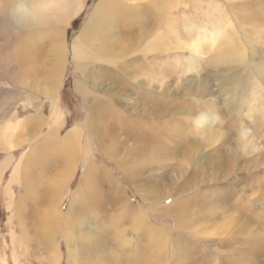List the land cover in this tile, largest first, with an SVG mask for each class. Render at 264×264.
Returning a JSON list of instances; mask_svg holds the SVG:
<instances>
[{
	"label": "rangeland",
	"instance_id": "obj_1",
	"mask_svg": "<svg viewBox=\"0 0 264 264\" xmlns=\"http://www.w3.org/2000/svg\"><path fill=\"white\" fill-rule=\"evenodd\" d=\"M99 2L85 0L70 21L51 19L27 31L12 28L0 10V132L14 110V122L41 115V123L17 129L19 146H0V259L54 264L45 216L60 264H264V83L255 66L264 63V0H103L105 31L115 43L93 39L98 57L79 67L72 45ZM217 17L228 20L221 24L233 28L236 44H245L244 63H221L208 41L200 53L189 47L198 31L220 25ZM60 32L61 83L48 96L42 90L60 59ZM160 34L168 48L145 54L144 44ZM120 47L126 54L112 52ZM221 66L227 72L215 74ZM85 80L98 108H88L76 89ZM249 80L252 87L242 90L238 82ZM151 89L157 100L150 101ZM54 107L62 114L59 130ZM179 107L185 112H170ZM96 109L102 119L95 130ZM205 110L220 119L195 131L192 120ZM75 125L81 132L67 145ZM56 129L63 142L41 145ZM41 148L29 173L12 181L11 196L14 165Z\"/></svg>",
	"mask_w": 264,
	"mask_h": 264
},
{
	"label": "bare ground",
	"instance_id": "obj_2",
	"mask_svg": "<svg viewBox=\"0 0 264 264\" xmlns=\"http://www.w3.org/2000/svg\"><path fill=\"white\" fill-rule=\"evenodd\" d=\"M35 1V0H34ZM85 1V0H84ZM83 0H36L35 1V4L37 5V11H38V14L41 16L42 18V23L44 24L45 22L51 20V19H56L60 20L62 23L64 22H67L71 16H73L74 14H77L78 11H80V8L83 6V3H84ZM103 0H100L99 4L96 5V7L94 8L90 18H89V21L88 23L84 26V28L82 29V31L79 33V35L75 38L74 42H73V45H72V51H73V57L74 59L77 61L79 67H82L84 66L80 60H84V59H87V58H91V57H98V54H97V51L94 50L93 48H91V41L93 39H97L99 36L100 38H103L102 40H105L106 43H108L109 45H113L115 43V40H112L111 39V36H110V39L108 38L109 35L106 33V29H105V26L107 25V21L105 20V17L103 16V9L105 8L103 6ZM85 4V3H84ZM109 4V3H108ZM219 6V5H218ZM216 5V7H218ZM220 7V6H219ZM1 12H4V8L1 7L0 8ZM217 10V9H216ZM220 10V9H218ZM0 12V13H1ZM133 14V13H132ZM224 16V15H223ZM222 18V16L220 17ZM219 18V19H220ZM7 19V18H6ZM218 19V17L216 18ZM218 19V20H219ZM229 19V18H228ZM1 20V19H0ZM58 20V21H59ZM222 20V19H221ZM219 20V23L220 25L218 26H213L212 29H209L207 31V33H204L203 34V29L202 27L203 26H200L199 28L202 29L200 31H198L199 33H197V36H195L194 40L191 42V45H189L190 48H192V50L194 52H198L200 53L205 47L204 44L206 41H208V44L210 42V46L211 47H216V49L219 50L220 54L219 56L217 57L221 63H225L224 61H226V63H231V62H234V61H239V62H242L244 63L245 62V59L247 57V49L246 47L241 43L239 42V44H236L235 42V37H234V32L232 31L233 28H229V30H225V27H222V24L221 22L223 23L224 22V25L227 23V21H221ZM70 21V20H69ZM132 21V20H131ZM230 23V21H229ZM50 24V22H49ZM67 24V23H66ZM132 24V23H131ZM129 24V25H131ZM231 24V23H230ZM143 25V24H142ZM230 26V25H229ZM205 27V26H204ZM167 34H170V30H168L167 28ZM189 32V31H188ZM197 32V31H196ZM166 34V35H167ZM189 34V33H188ZM168 37H166L164 34H160L159 36H156V37H153L152 39H150V41H148L147 43L144 44V53H150V52H153V51H156V49H165V48H168L169 46V42H168ZM34 41V39H32ZM60 46L59 48H57L58 52H55V55L58 56L60 59L58 60L57 64H55V73L51 76V79H50V82H51V86H48L47 88H43V94L45 95H48V96H51L53 94H56L57 92H55V89H56V86L57 84L61 83V76H60V73H59V67L61 65V59L63 58V56L65 55V45L63 44V33L60 32ZM29 42V41H28ZM32 42V41H31ZM30 42V43H31ZM188 44V43H187ZM124 46V45H123ZM112 47V46H111ZM121 48V51H118V50H115L114 51L112 50L113 53H118L117 55L119 56V54H126V50L125 48ZM92 49H93V53H92ZM214 49V48H212ZM19 50V49H18ZM166 50V49H165ZM161 51V50H160ZM60 52V53H59ZM203 52V51H202ZM217 52V51H216ZM114 54V55H115ZM36 55V54H35ZM33 55V56H35ZM101 56V55H100ZM121 56V55H120ZM32 57V56H31ZM34 60V58H32ZM38 59V58H37ZM32 60V61H33ZM229 60V62L227 61ZM135 61V60H134ZM190 62V61H189ZM255 66L256 69H257V74L259 79L261 80V82L264 83V63H258L256 64ZM86 67V65H85ZM226 67V66H225ZM231 67V65L229 66ZM255 68V67H254ZM216 73L217 72H227V68H222L221 67H217L216 68ZM59 73V74H58ZM235 74H232L231 75V79L233 81L236 80L239 81V77L238 76L237 78H234ZM253 78V76L251 77ZM242 79V78H241ZM252 80V83L254 82L253 79H250ZM250 80H249V83L246 85L243 84V82H238V84L240 85L241 88H243L242 90L245 89V87H249L251 86V83H250ZM242 81V80H241ZM259 82V81H258ZM88 83V84H87ZM234 83V82H233ZM76 89L78 92L82 93L85 100H88L89 98H87V95L89 94V90H88V86H89V82L88 81H83V82H80V81H77L76 83ZM60 85V84H59ZM237 85V84H235ZM260 86V84H258ZM233 89L234 86H232ZM232 87H230L232 89ZM252 87V86H251ZM257 89V86L255 87ZM237 89V88H236ZM235 92V90H234ZM233 92V93H234ZM232 93V92H230ZM158 93L155 91V90H150V101H153V100H157V95ZM238 96V95H235V97ZM230 99H233V97H230ZM93 100V99H92ZM39 102V101H38ZM92 102L93 101H87L88 103V108L92 107L93 109L94 108H98L97 106L93 107L92 105ZM41 102H39L40 104ZM94 103V102H93ZM97 103V102H96ZM229 103V102H228ZM230 103H232V109H235L234 107V104H235V99L233 101L230 100ZM100 104V103H99ZM86 105V104H85ZM95 105V104H94ZM111 106V105H110ZM112 107V106H111ZM111 107H106V111L108 110V113H110V111L113 109ZM231 107V106H230ZM111 108V109H110ZM192 108V107H191ZM237 108V107H236ZM173 109V107L171 108ZM169 109V111L171 110ZM184 107H179L178 109H175L176 112L174 111H170L172 113H177V111H183ZM167 109H165L164 111H166ZM231 110V109H230ZM15 111V110H14ZM12 112L10 114V116H7L9 118H7L5 120V124L3 126V130L0 132V146L1 148L3 147L4 149L3 150H12V149H15L17 146H19L21 144L18 143L19 141H17V139H15V135H17L16 133L17 132V129L20 128V126L24 125L25 128L27 127H32L36 121L40 122L41 123V115H37L39 117H29V119H26L27 121H23V123L21 121L19 122H14L12 120L11 117H13V114H15V112ZM142 111V110H141ZM54 115L56 116V123L58 124V130L59 128L62 126V122H61V119H62V114L61 112H58L56 111V107H54ZM115 114H116V111H114ZM114 112L110 113V114H114ZM185 112V111H183ZM192 112V111H191ZM120 114V113H119ZM192 114V113H190ZM127 115V114H126ZM195 116V115H194ZM197 116V115H196ZM43 118V117H42ZM94 119V122H93V126H94V129L97 128V125L99 124L97 121H99L101 118V110L98 111L96 109L95 111V114L93 115L91 121H93ZM55 120V119H54ZM135 120V119H134ZM103 121V120H102ZM90 122V121H89ZM113 122V121H112ZM98 123V124H97ZM102 123H100L101 125ZM56 126V125H55ZM114 126V125H113ZM91 127H92V124H91ZM100 127V126H99ZM2 128V127H1ZM23 128V127H22ZM21 128V129H22ZM24 128V129H25ZM20 129V131H21ZM132 129V127H131ZM56 132H52L50 133V135L48 137H43L40 142V144L42 145V143H44L45 145H49V144H53V145H56L60 142H63L61 139H59L58 137V133L59 131ZM96 130V129H95ZM133 130V129H132ZM141 130V129H140ZM23 131V130H22ZM21 131V132H22ZM99 131V130H98ZM80 126L79 125H75V127L72 128V130H69L66 135H65V139L67 140V145H70L71 143L77 141V137L79 136L80 134ZM99 133V132H98ZM26 135V134H25ZM183 135V134H182ZM27 138V137H26ZM19 139V138H18ZM29 140V139H28ZM177 140V139H176ZM25 141H23L24 143ZM18 143V144H17ZM27 143V142H26ZM179 143V142H178ZM38 145V144H37ZM67 145H65V147H67ZM182 147V146H181ZM35 148V147H34ZM187 148V147H186ZM31 149V148H30ZM39 149H36L34 151H38ZM184 150V149H183ZM187 150V149H186ZM32 151V152H34ZM43 148H41L38 152H35V156L31 154H29L28 157H26V163L24 164V166L22 165L25 161V158L23 157H20V159L18 160L17 164L14 165V169L12 171V174H11V180L7 186V192H9L11 194V196H13L12 194V187H11V184H12V181L14 180H17L18 178H20V176L23 174V170L27 171L29 173V167H31V160H36L38 161L40 158H41V154L43 153ZM15 152V151H14ZM26 152V151H24ZM23 152V153H24ZM30 152V150H29ZM65 153V152H64ZM70 154V153H69ZM22 155V154H21ZM25 155V154H24ZM22 155V156H24ZM71 155V154H70ZM65 156V155H64ZM73 156V155H72ZM67 157V156H66ZM71 156H69L70 158ZM72 158V157H71ZM68 159V158H67ZM8 163L11 162V156L8 157ZM72 161V160H71ZM70 161V162H71ZM70 162H67V163H70ZM6 163V162H5ZM40 164V163H39ZM72 164V162H71ZM9 165V164H7ZM33 167V166H32ZM43 167V166H42ZM42 167L40 169H42ZM43 170V169H42ZM45 171V170H44ZM31 173V172H30ZM44 172H42L43 174ZM41 174V173H40ZM29 176V175H28ZM29 185V184H27ZM31 195V194H30ZM147 197V196H146ZM20 200V199H19ZM22 200V199H21ZM23 201V200H22ZM17 202V201H16ZM14 203V201H13ZM12 203V200L10 201V204H13ZM14 206V205H13ZM180 206V209L183 207V204L182 202L179 203ZM20 207V202L17 204V210L18 211V218L19 219V222H20V225L23 227L24 225V217L23 214H24V209H21L19 208ZM176 208V207H175ZM16 210V211H17ZM14 211V212H16ZM186 211V210H185ZM184 211V212H185ZM183 212V213H184ZM184 215V214H183ZM181 214V217L183 216ZM117 219V218H116ZM178 220L181 222H179L180 224H182L183 222L181 221V218L178 217ZM186 220V218H185ZM184 220V221H185ZM48 221V219H45V216H43L41 218V224H42V227H43V232H44V238L45 240L47 241L48 245L50 246L51 248V251H52V254H53V257H52V261L54 264H60V252L58 251V246H57V243H56V240H55V235H52V232H50V230H47V232L49 234L45 235V223ZM68 221H72L71 219H68ZM66 222V230L63 232L64 233V236H65V240L67 242V244L69 245V248H70V252L71 254H73V250H72V246H73V227H72V222ZM139 222V220H138ZM141 222V220H140ZM144 222V221H142ZM178 222V221H177ZM184 225V224H183ZM183 225H181L183 227ZM25 228V227H24ZM22 228V229H24ZM159 233V231L157 229H150V234L152 235V237H154L155 235L157 236V234ZM13 236L15 237V235L13 234ZM13 237V238H14ZM17 240H19V237L17 236L16 238H14V242ZM23 240V239H22ZM129 240V239H128ZM131 243V242H130ZM0 264H10L8 262V260L5 259V257H1L0 259ZM18 264V263H16ZM140 264V263H138Z\"/></svg>",
	"mask_w": 264,
	"mask_h": 264
},
{
	"label": "clouds",
	"instance_id": "obj_3",
	"mask_svg": "<svg viewBox=\"0 0 264 264\" xmlns=\"http://www.w3.org/2000/svg\"><path fill=\"white\" fill-rule=\"evenodd\" d=\"M0 7L9 25L17 31H27L42 24L34 0H0ZM220 117L210 110L201 111L193 118V129L200 131L218 122Z\"/></svg>",
	"mask_w": 264,
	"mask_h": 264
}]
</instances>
